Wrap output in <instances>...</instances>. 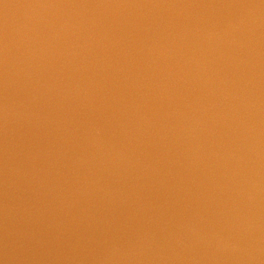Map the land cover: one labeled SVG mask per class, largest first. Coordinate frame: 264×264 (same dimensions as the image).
<instances>
[{
  "label": "water",
  "instance_id": "water-1",
  "mask_svg": "<svg viewBox=\"0 0 264 264\" xmlns=\"http://www.w3.org/2000/svg\"><path fill=\"white\" fill-rule=\"evenodd\" d=\"M0 264H264V0H0Z\"/></svg>",
  "mask_w": 264,
  "mask_h": 264
}]
</instances>
